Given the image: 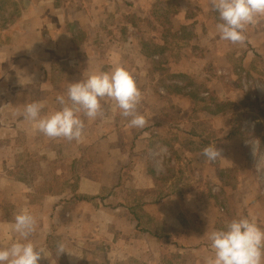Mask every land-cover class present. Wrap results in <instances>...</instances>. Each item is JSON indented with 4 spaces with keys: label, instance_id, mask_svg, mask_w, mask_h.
Wrapping results in <instances>:
<instances>
[{
    "label": "rangeland",
    "instance_id": "rangeland-1",
    "mask_svg": "<svg viewBox=\"0 0 264 264\" xmlns=\"http://www.w3.org/2000/svg\"><path fill=\"white\" fill-rule=\"evenodd\" d=\"M28 3L0 0V43L24 76L13 90L30 86L31 50L41 42L51 47L52 64L39 69L38 91H47L50 81L51 91L62 95L69 83L119 66L142 93L137 111L148 121L143 129L129 128L105 99L102 116L80 114V142L57 138L66 155L81 156L67 165L70 173L105 181L121 168L110 201L125 206L142 234L151 231L145 234L153 238L146 243L153 256L145 263L140 243L130 253L136 257L116 259L113 252L114 259L85 264H206L213 230L241 217L264 229V16L247 27L244 44L233 45L220 39L211 0H88L80 24L38 35L42 21L30 18ZM208 145L222 158L208 162L201 155ZM144 172L160 187L164 204H140L134 187L152 182Z\"/></svg>",
    "mask_w": 264,
    "mask_h": 264
},
{
    "label": "crops",
    "instance_id": "crops-1",
    "mask_svg": "<svg viewBox=\"0 0 264 264\" xmlns=\"http://www.w3.org/2000/svg\"><path fill=\"white\" fill-rule=\"evenodd\" d=\"M60 1L64 6H56L55 0H29L30 18L42 21L41 27H37L38 35L54 31L57 26L78 25L84 18L88 0ZM59 8L63 11H56ZM23 17L21 14L19 19ZM50 49L46 50L40 42L34 52L31 50L30 58L34 61L30 60L33 73L27 78L30 86L13 90L12 84H17L18 76L21 79L24 76L13 64L15 60L7 59L10 48L6 43H0V248L9 247L18 238L11 225L15 216L26 209L36 219L35 232L29 239L37 249L44 250L45 257L42 254L38 264H85L90 259L111 260L115 254L116 259L125 260L136 257L130 253L132 247L140 243L143 244V261L149 260L153 255L146 243L151 244L153 238L145 233L151 231L145 230L142 234L139 222L135 224L127 208L112 205L110 201L117 194L121 168L112 169L117 173L114 177L110 173L112 178L105 181L96 176L87 177L82 172L71 174L67 165L72 159L80 162L81 156L66 155L65 146L59 148V143L56 146L57 138L44 139L35 124L24 119L26 103L45 102L41 117L59 109L50 81L47 91H38L39 69L45 65L51 68L52 61L47 59L51 57ZM8 69L10 76L6 75ZM8 163H18L19 167L9 168ZM146 175L144 172L142 178L152 181ZM134 189L140 204L161 201V189L153 181L149 187ZM166 201L162 200L161 204ZM59 242L65 244L64 253L56 249ZM163 244L166 249L167 244ZM201 249L207 250L204 246ZM206 256L204 260L212 255Z\"/></svg>",
    "mask_w": 264,
    "mask_h": 264
},
{
    "label": "clouds",
    "instance_id": "clouds-1",
    "mask_svg": "<svg viewBox=\"0 0 264 264\" xmlns=\"http://www.w3.org/2000/svg\"><path fill=\"white\" fill-rule=\"evenodd\" d=\"M211 9L218 14L216 29L220 39L242 45L247 39V27L264 16V0H211ZM105 99L128 119L129 128L143 129L147 125L148 121L137 111L142 93L131 74L119 66L69 83L66 93L56 96L58 110L41 117L45 102L36 101L24 105L23 116L50 139L80 142L85 125L78 114L95 120L103 115L101 101ZM201 155L208 162L222 158L221 150L215 145L205 146ZM35 226V217L26 209L15 216L11 229L18 238L9 247L0 248V264H38L42 254L45 257L44 250L37 249L29 239ZM208 240L213 255L206 264H264V229L247 217L232 219L223 229L213 230ZM56 249L64 253L65 244L57 243Z\"/></svg>",
    "mask_w": 264,
    "mask_h": 264
},
{
    "label": "trees",
    "instance_id": "trees-1",
    "mask_svg": "<svg viewBox=\"0 0 264 264\" xmlns=\"http://www.w3.org/2000/svg\"><path fill=\"white\" fill-rule=\"evenodd\" d=\"M173 34H174L175 36H177L178 31L174 32ZM142 53H143L144 56H146V57L149 55L146 51H142ZM138 226H139V225H138Z\"/></svg>",
    "mask_w": 264,
    "mask_h": 264
}]
</instances>
